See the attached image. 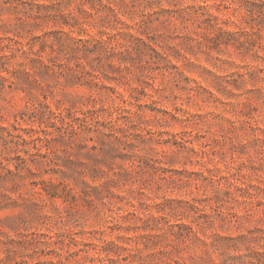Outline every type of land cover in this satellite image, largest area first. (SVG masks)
Segmentation results:
<instances>
[{"label":"rangeland","instance_id":"rangeland-1","mask_svg":"<svg viewBox=\"0 0 264 264\" xmlns=\"http://www.w3.org/2000/svg\"><path fill=\"white\" fill-rule=\"evenodd\" d=\"M0 264H264V0H0Z\"/></svg>","mask_w":264,"mask_h":264}]
</instances>
